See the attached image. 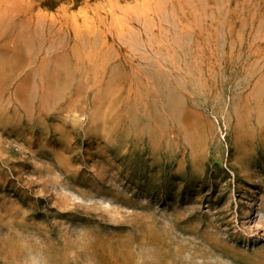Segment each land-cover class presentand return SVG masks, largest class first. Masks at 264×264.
<instances>
[{
    "label": "rangeland",
    "instance_id": "374dc122",
    "mask_svg": "<svg viewBox=\"0 0 264 264\" xmlns=\"http://www.w3.org/2000/svg\"><path fill=\"white\" fill-rule=\"evenodd\" d=\"M0 264H264V0H0Z\"/></svg>",
    "mask_w": 264,
    "mask_h": 264
},
{
    "label": "bare ground",
    "instance_id": "6f19581e",
    "mask_svg": "<svg viewBox=\"0 0 264 264\" xmlns=\"http://www.w3.org/2000/svg\"><path fill=\"white\" fill-rule=\"evenodd\" d=\"M172 99V98H171ZM174 102V101H173Z\"/></svg>",
    "mask_w": 264,
    "mask_h": 264
}]
</instances>
